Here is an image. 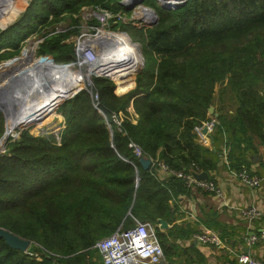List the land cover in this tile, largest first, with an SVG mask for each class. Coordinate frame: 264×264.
<instances>
[{
  "label": "trees",
  "instance_id": "16d2710c",
  "mask_svg": "<svg viewBox=\"0 0 264 264\" xmlns=\"http://www.w3.org/2000/svg\"><path fill=\"white\" fill-rule=\"evenodd\" d=\"M121 1L31 0L25 14L0 31V62L17 55L20 43L40 28L47 33L61 20L77 21L83 7L128 13ZM144 4L155 10L156 24H122L145 58L129 92L120 95L111 79L94 77L104 115L84 89L58 108L66 124L60 144L29 130L8 137L0 152V228L30 246L26 253L0 239V264H102L95 244L119 227L133 228L135 220L169 224L166 231L156 227L167 264H209L193 245L204 229L230 247L243 243L246 223H228L214 208L201 207L196 221L178 222L182 197L211 193L177 177H159V166L144 169L141 158L184 173L205 171L213 182L224 157L230 172L251 169L264 145V0H183L171 9L158 0ZM71 32L47 38L39 53L58 64L71 62L74 48L64 42ZM43 73L70 75L62 69ZM211 107L218 124L209 148L195 127L213 116ZM120 113L126 116L118 124ZM4 120L0 111V138ZM220 256L239 264L229 253Z\"/></svg>",
  "mask_w": 264,
  "mask_h": 264
},
{
  "label": "built area",
  "instance_id": "2783aa9c",
  "mask_svg": "<svg viewBox=\"0 0 264 264\" xmlns=\"http://www.w3.org/2000/svg\"><path fill=\"white\" fill-rule=\"evenodd\" d=\"M98 10L100 12H98ZM93 12V15L98 18L100 24H89L90 26H87L86 28H84V26L80 31V34L77 35L78 37L74 41V53L76 56L75 63L77 61H82L85 66H87V70L97 61V57L100 55L97 50L101 47L104 48L106 45H111L112 43L111 41H109V43L105 41L96 43V41L98 40L97 36L100 31H103V27H105V31L109 35H113V32L111 30L112 27L109 26V20L113 18L112 14L102 9L93 10ZM106 28L108 30H106ZM50 34L52 35L54 33ZM95 44H98L99 46L95 47ZM75 63L71 65H74ZM8 65L9 63L5 66H0V68L2 70L6 69ZM65 66L69 65H60L61 68ZM92 76L93 78H111L115 82L116 86L119 85V83L117 82L118 80H116L114 76L103 70H101V73L93 72ZM129 76L131 75L123 76L124 78H121V83H131V78L129 79ZM93 78H91L92 82L87 81L88 83H84V87L79 88V90H77L76 92L78 93L79 91L84 89L87 90L93 99L94 106L99 111L101 110L98 107L99 95L93 90ZM129 111L133 116L134 111L132 107L129 109ZM100 113L104 115L102 110ZM217 124V118L215 116H211L209 120L204 121L201 125L195 127L197 139L201 144L211 148V134L214 132ZM108 126L109 128H111V125L109 123ZM205 129L207 130L206 133L204 132ZM130 146L135 149L137 155H140V151L136 145L130 144ZM150 160L153 165L159 166V177H177L183 179L188 187L202 189L204 191L210 192L215 197L221 198L224 196L223 187L217 182L209 180L198 181L192 176V173L175 171L164 165L162 162H159L158 160ZM233 174L237 178L240 185H242L243 187L251 188L254 190H258L264 187V177L253 172L251 169H243L241 172H233ZM236 211L238 212L237 216L240 221L246 223V225L248 226L247 233H245L244 235L245 245L249 248L257 245H262L264 247V227H262L261 229H256L255 227V222L262 217L260 210L255 206H248L239 207ZM190 220L194 221L195 219ZM193 241L199 242L201 244H207L213 246L218 251L220 250L221 252L229 253L231 256L237 257L240 264H264L263 260L256 258L250 252L245 253L241 250L236 252L234 249H232V247L228 246L222 241L219 233L209 229H204L201 233L196 234ZM94 248L98 250L102 259V264H162L163 262L167 264L164 258L162 247L158 241L156 226L148 222L143 223L135 220L134 227L128 230H124L122 227H119L111 236L98 241L95 244ZM27 252L28 251H26V253ZM30 255L37 256V254L31 253Z\"/></svg>",
  "mask_w": 264,
  "mask_h": 264
},
{
  "label": "rangeland",
  "instance_id": "374dc122",
  "mask_svg": "<svg viewBox=\"0 0 264 264\" xmlns=\"http://www.w3.org/2000/svg\"><path fill=\"white\" fill-rule=\"evenodd\" d=\"M125 1L126 0H122L121 3L124 4ZM182 1L183 0H179L178 3L175 4V6L182 3ZM30 2H31V0H25V1L22 0L21 3L16 5L15 10L13 11L12 14H8L5 18H0V31H2V28L6 27V26L9 27L12 24H14L15 22H17L25 14L27 9L29 8ZM158 2L160 4L159 0H158ZM125 6H127V8L129 9L128 13L127 12H119L116 15H113L111 13L113 18H111L109 20V26L112 27L111 30H112L113 34H119V33L125 32L122 29V24H128V25L129 24H132V25L135 24L136 27H138V28H141V27L148 28V27L152 26L153 18L151 16L150 17H149V15H147V17L143 16L141 20H138L137 16H136V13H138L142 8L147 7V5L144 4V0H143V3H140L138 0H132V2H128V0H127V5H125ZM97 9H99V8L83 7L80 14L78 16H76L77 21L65 19L64 22L61 23V21H63V20H61L60 22H58L57 26L52 28V30L50 32L46 33V31H47V30H45L46 28H40L38 30V32L33 33L32 35H30L28 38H26L25 40H23L20 43V46L18 48L19 53L17 55H15L9 59H4L0 62V66H5L8 63L11 66H16L22 61L23 58L26 59L27 52H31V56H33L35 58V63L33 65H31V67H30L33 69V71L35 70L36 72H38L39 74H41L43 76H49V75H45L43 72H53L55 70L62 69L64 71H66L67 73H69L72 77L70 75H63L60 73H55V74L50 75V76H55V77L56 76H63V77L70 79L71 85L73 86V89H75V91L73 93H68L66 91H62V92L55 93V95L52 97L54 100V105H55V112H56L55 116H56V118L51 117L50 121L47 122L48 126L44 125V127H40L38 124L30 123V124H26V125H23L20 127H18V126L13 127L11 119L5 118V120H4L5 131H4L3 136L0 138V149H1V143L4 144V149L0 150V152L4 153L6 151V145H5L7 143L6 139H8L9 136L10 137L12 136L11 138H13V139L14 138L17 139V138H19L20 133L23 130H29V132L34 136H44V137L48 138L51 142H54L56 144L61 143L62 132H63L64 128L66 127V124H65V119L62 116V114L58 113V108L64 101H66L64 98H67L71 95L75 96V94L77 93L76 91L79 90V88L84 87L83 86L84 84L82 83L83 79L81 80L80 74H79V72H77V71H81L83 74L85 72V71H83L84 65L80 66V63H78L79 61H77L75 63L76 56L74 53L73 60L67 64H64V65H69V66H65V67L61 68L60 65H63V64H58L57 62H55L52 55H41L39 53V50H40L41 46L45 43L47 38H49L53 35H54V37H56L57 35L68 33V32H70L71 29H73L75 32H71L70 36L67 39H65L64 42L68 43L69 45H71L74 48V41L76 40V38L78 37L77 35L80 34V31L82 30V28L84 26H85L84 28H86L87 26H90L89 24H94V25L100 24V21L98 20V18L93 15L94 14L93 10H97ZM98 12H100V11L98 10ZM65 18H67V16ZM61 19H63V17ZM74 28H76V29H74ZM106 30H108V29L106 28ZM57 31H60V32H57ZM50 33H54V34L51 35ZM129 37H130V35H129ZM133 44H136L139 47V50H140V53L142 56V60H141L142 63L140 64L139 69L134 73V75L129 76V79L131 78V85L129 87H127L126 89L121 88L119 85L116 87L117 92L120 95L126 94L127 92H129V90L131 88H133L135 86L136 76L142 70V68L145 64V58L143 56L141 43L135 41ZM98 46H99L98 44H95V47H98ZM106 46L104 48L101 47L100 49L97 50V52H99V54H100L99 56H102L103 52H106L107 50L112 49L111 45H106ZM11 50H12L11 48H5L3 50V52L11 51ZM20 59H21V61H20ZM43 60H46L47 63H52V64H54L53 63V61H54L57 64V66H46ZM24 61H26V60H24ZM73 63H75V64L71 65ZM1 70L2 69L0 68V71ZM86 71H88V70H86ZM7 78L8 77H5V79H3V81L1 82L2 85L6 82ZM72 78L75 79L76 84L74 82V79L72 80ZM91 78H93V76H91ZM109 79H111V78H109ZM127 84H129V83H125L123 85L125 86ZM62 99H64V101H62ZM58 103H59V105L56 108V105ZM124 116H126V115H124L123 113L120 114V118H116L115 122L121 124L123 122V121L121 122V118H123V120H124L125 119ZM52 118H54V119L52 120ZM130 118H131V120H134V118H137V115L134 114L133 117H130ZM50 122H51L50 125H52V127L49 129H45V128L49 127ZM133 122H136V119ZM119 128H120V125L116 126L117 130ZM48 131H50V132L48 133ZM109 131L111 132V134L113 133V129H111ZM218 252H221V251H218ZM222 254L223 253L221 252L220 255H222ZM217 256H219V255H217ZM220 257H222V256H219L218 258H220Z\"/></svg>",
  "mask_w": 264,
  "mask_h": 264
},
{
  "label": "bare ground",
  "instance_id": "6f19581e",
  "mask_svg": "<svg viewBox=\"0 0 264 264\" xmlns=\"http://www.w3.org/2000/svg\"><path fill=\"white\" fill-rule=\"evenodd\" d=\"M21 1L22 0H0V18H5L8 14H12L16 5L21 3ZM175 1L176 0H169L168 2ZM139 14L151 16L149 10H144L143 8L140 10ZM97 37L98 40L96 43L103 41L109 43V41H111L112 49L103 52L102 56H98L97 61L93 66L88 68V71H86L87 66H85L82 61L78 62L80 63V66L84 65L83 71L85 72L83 74L81 71H77L80 74L81 80L83 79L82 83L84 84L87 81L92 82L91 76L93 75V72L101 73V70H103L114 76V78L118 80L117 82L121 88L126 89L131 83L124 86L121 83V78L125 75H134L139 69L140 64L142 63V56L139 47L136 44H133L130 41L129 36L126 34L119 33L109 35L105 31V27H103V31L101 30ZM26 56V61H24V58L22 61L20 59V61L25 63L24 68H26V71L28 72L27 75L32 78L33 84L30 89L26 90L24 103H22L20 111L10 119L13 127H20L30 123H35L40 127H44V125H47V122L50 121L51 117L56 118L55 105L52 98L55 93L62 91L73 93L75 89H73L70 79L66 77L43 76L35 70L33 71L30 67L35 63V58L31 56V52H27ZM10 66L11 65H9L8 68H10ZM4 70L5 69L2 71ZM54 118H52V120ZM50 124L51 122L49 123V127L45 129L51 128L52 125Z\"/></svg>",
  "mask_w": 264,
  "mask_h": 264
},
{
  "label": "crops",
  "instance_id": "0c3cea01",
  "mask_svg": "<svg viewBox=\"0 0 264 264\" xmlns=\"http://www.w3.org/2000/svg\"><path fill=\"white\" fill-rule=\"evenodd\" d=\"M259 150V156L261 160L255 163H253L252 161L251 167V170L257 174L264 172V164H261L264 162V145L260 146ZM215 176L217 183H219L223 187L224 196L219 198L215 197L212 194H209L207 196L195 194L192 199L182 197L181 211L183 213V217L178 222H183L190 219H195L194 221H196L201 207H209L214 208L215 211L223 218H225L228 223L232 221L235 224V221H240L237 216L238 212L236 211L239 207L255 206L260 210L262 215V217L255 222V227L256 229H261L262 227H264V187L258 190H254L240 185L233 172H230L228 170L225 157L222 158L219 170L215 172ZM245 227L248 228L247 225ZM244 237L245 236H243V240L245 239ZM194 243L193 245H198L201 250L204 251V253L208 256L209 264H230V262L225 263L223 260L218 258L221 252H218V250H216L215 248L213 249V247H210V245L201 244L199 242ZM245 248H247V246L245 245V240L242 244L240 243L232 247V249H234L236 252L239 250L244 251ZM249 252L256 258L264 261V247L262 245L250 247ZM222 253L226 254L224 252Z\"/></svg>",
  "mask_w": 264,
  "mask_h": 264
},
{
  "label": "water",
  "instance_id": "95a60500",
  "mask_svg": "<svg viewBox=\"0 0 264 264\" xmlns=\"http://www.w3.org/2000/svg\"><path fill=\"white\" fill-rule=\"evenodd\" d=\"M140 3H143V0H138ZM162 7L166 9H171L175 7V4L178 3L179 0H176L175 2H168L169 0H159ZM128 2H132V0H128ZM125 5H127V0L124 2ZM144 10H149L151 13V17L153 18L152 26L157 23L158 17L156 12L152 8L144 7ZM136 13L137 19L141 20L142 17H147V15H141ZM150 17V16H149ZM8 26L2 28V30H6ZM128 35L127 33H123ZM129 36V35H128ZM130 38V37H129ZM130 41L132 42L131 38ZM27 59V57H26ZM25 59V60H26ZM54 65L57 66V64L53 61ZM25 63L20 62L16 66H12L8 69H5L4 71H0V111L4 114L5 118H11L17 114V112L20 111V107L22 106V103H24V96L27 89H30L32 83V78L27 75L26 68H24ZM5 77H8L6 82L2 85L1 82ZM25 88V89H24ZM73 95L64 98L65 100L71 98ZM62 99V101H64ZM59 103L56 105V108L58 107ZM101 112V110H99ZM209 114L218 117V114L215 113L214 107H211L209 109ZM111 130V128H110ZM204 132L206 133L207 130L205 129ZM7 140V139H6ZM4 149V144L1 143V149ZM260 157H254L252 159L253 163L260 161ZM141 164L144 169L149 168L151 165V160L149 158H141ZM192 176L198 180V181H207L209 180V174L205 171H192ZM139 182V177H137V186ZM161 231H166L169 228V224L164 220H159L158 225L156 226ZM0 239H4L6 244L10 246L11 248L20 250L22 252H26L27 249L30 246V241L23 239L10 231L0 228ZM195 244V243H194ZM245 253H249V248L244 249ZM162 264H165L164 262Z\"/></svg>",
  "mask_w": 264,
  "mask_h": 264
},
{
  "label": "clouds",
  "instance_id": "9594fccd",
  "mask_svg": "<svg viewBox=\"0 0 264 264\" xmlns=\"http://www.w3.org/2000/svg\"><path fill=\"white\" fill-rule=\"evenodd\" d=\"M132 43H134V42L132 41Z\"/></svg>",
  "mask_w": 264,
  "mask_h": 264
}]
</instances>
